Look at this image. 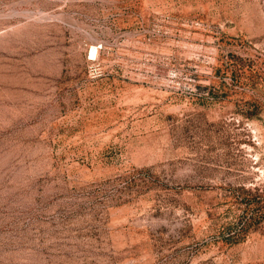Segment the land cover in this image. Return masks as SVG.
Returning a JSON list of instances; mask_svg holds the SVG:
<instances>
[{"label": "rangeland", "instance_id": "1", "mask_svg": "<svg viewBox=\"0 0 264 264\" xmlns=\"http://www.w3.org/2000/svg\"><path fill=\"white\" fill-rule=\"evenodd\" d=\"M0 264H264V0H0Z\"/></svg>", "mask_w": 264, "mask_h": 264}, {"label": "trees", "instance_id": "2", "mask_svg": "<svg viewBox=\"0 0 264 264\" xmlns=\"http://www.w3.org/2000/svg\"><path fill=\"white\" fill-rule=\"evenodd\" d=\"M252 217H254V216H252ZM246 223H247V220H244V221H241L238 226H234L233 229L229 230L228 234L225 236L224 239L235 241L238 238H240L241 232L244 229V226H245Z\"/></svg>", "mask_w": 264, "mask_h": 264}]
</instances>
